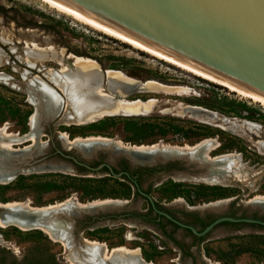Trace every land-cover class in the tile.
I'll list each match as a JSON object with an SVG mask.
<instances>
[{
  "label": "rangeland",
  "instance_id": "rangeland-1",
  "mask_svg": "<svg viewBox=\"0 0 264 264\" xmlns=\"http://www.w3.org/2000/svg\"><path fill=\"white\" fill-rule=\"evenodd\" d=\"M76 58L94 61L104 79L109 70L132 79L130 86L123 87L125 95L120 98L141 102L153 100L148 111L130 115L97 114L93 121L78 124L74 121L75 111L59 85L61 79L54 77V73L61 71L74 73L78 67L74 63ZM0 73V128L17 137L34 132V146L16 155L22 161L30 154L42 153L50 141L73 151L74 155L80 152L85 158L92 157L97 149L125 153L130 157L108 146H98L100 148L96 147L93 155L86 156L81 148L68 145L61 133H66L70 139L102 136L129 146L191 147L207 140L201 146L197 161H205L203 152L217 145L209 155L238 157L240 178L223 179L213 184L195 177L188 179L196 181L180 183L168 180L172 185L195 188L196 196L190 204H200L199 209L204 211V204L221 201L208 206L209 209L206 207L221 212L228 203L225 198L238 192L239 203L255 194H264V105L106 35L40 0H0ZM51 73L54 76L50 77ZM3 74L5 78L1 77ZM148 81L181 89L167 91L141 86ZM43 83L62 98L60 110L52 117L46 114L40 92ZM101 89L108 91L105 82L101 83ZM31 142L27 140L11 146L20 149ZM67 169L20 170L11 181L0 182V203L26 202L33 207H43L64 201H121L115 208H101L106 211L120 207L122 200L129 199L117 179L104 176L102 172L72 169L70 165ZM244 188L247 190L240 192ZM154 197L171 200L183 196L157 194ZM248 205L264 211V202L254 201ZM96 211L81 212L77 216L65 212L67 216L77 217L73 224L71 217H56V221L64 223L55 229L59 234L56 239L39 228L22 230L10 224L0 226V264H90L89 260L86 262L90 241L103 244L98 247L99 256L104 250L122 247L137 250L149 264H264L263 228L220 224L203 242L176 244L144 223H98L94 218L101 212ZM232 211L239 213L242 209L234 206ZM243 212L249 214L251 210ZM0 219L4 220L1 216Z\"/></svg>",
  "mask_w": 264,
  "mask_h": 264
},
{
  "label": "bare ground",
  "instance_id": "bare-ground-1",
  "mask_svg": "<svg viewBox=\"0 0 264 264\" xmlns=\"http://www.w3.org/2000/svg\"><path fill=\"white\" fill-rule=\"evenodd\" d=\"M40 1L46 3L51 8H54L57 11H60L61 13H64L72 17L73 19L80 21L83 24H86L106 35L114 37L124 43H127L133 46L134 48H137L154 57H157L158 59L164 60L170 64L180 67L198 77H201L208 81L220 84L228 88L230 91H234L239 95L248 97L252 99V101H255V102H258L264 105L263 95H260L254 91H250L248 89L235 85L185 60L172 56L168 53H165L155 48L152 45H149L143 41L135 39L131 37L130 35L124 33L123 31H120L96 19L95 17L91 16L90 14L84 11L76 10L75 8L63 3L60 0H40ZM34 48L37 49L36 47ZM74 63L78 65L74 73L68 74V72L65 71L67 70L66 69L67 66H66L64 70L65 72L61 71L60 74L54 73V75H56L57 77L54 76L53 73H51L50 77H52L53 75L56 78V80L57 78L61 79L60 81L62 82L58 81L59 85L61 86L62 92L65 93L66 97L70 101L71 106L73 107L75 111L76 120L74 121H77L78 124H84V123H87L88 121L90 122L93 121L97 114H99L100 116H109V115H115V114L130 115V114H137L141 112L144 113L148 111L149 105H151L150 103L153 100L151 101L148 100L150 102H147V101L141 102L139 100L138 101L137 100L136 101H125L120 98V96L125 95L123 87L130 86L133 83L132 79L125 77L121 75L120 73L113 72L111 70H109L106 73L105 79H104L103 77L104 74L102 75L97 64L94 61H91L89 59L76 58V61ZM3 76L4 74L1 77ZM54 77L51 80H53ZM3 78H5V76ZM34 82H37V80H34ZM102 82L103 83L105 82L107 90H108L107 92L101 91ZM141 86L149 87L152 89H163L167 91H173V90L178 91L181 89V88H177L174 86L164 85V84L154 82V81H148ZM40 90L44 98L43 100L44 105L47 108L46 114L52 117L60 110L62 98L57 96L54 90H52L50 86L45 85L44 83L40 84ZM34 94L36 93L34 92ZM68 118L70 117L68 116ZM61 136L65 140V142L68 143V145L81 148L82 153L86 156L93 155L94 150H96L97 149L96 147L98 146H108V147H113L118 152H126L130 154V157L135 161H142V162L149 161L151 163L154 162L159 157H161L162 159H165V158L173 157L176 155L183 156V158L185 157L186 162H190V161L192 162L193 160H198V153L201 149V146L207 142V140H204V141H201L200 143H197L195 146L190 147L186 145L182 148H180L179 146H164V145H152V146L132 145V146H129V145H125L120 140L115 141L113 139H109L107 137H102V136H89V137L76 136L73 139H70L66 133H61ZM22 140L24 141L31 140L32 144L26 145L20 149L12 148L11 145L20 143ZM34 143H35L34 132L22 135L21 137H17L11 133L6 132L4 128H0V147H1L0 149V182L10 181L12 178H14L17 172H19L22 169L39 170L38 172L43 171V170L53 171L55 169L56 170L67 169V165L69 166V164L64 165V164H59L56 162L54 163L51 161L47 163H42L36 166L28 167V168L20 165L19 162L22 160L18 159L19 157L17 158L16 155L20 154L23 151H27L31 149L34 146ZM183 148L186 151V155L182 154ZM39 150L41 149L39 148ZM29 152L32 153L31 150ZM30 153H28L27 156ZM207 156L208 155L206 154V152H203L202 157L204 159H207ZM90 157H86V158H90ZM110 160H113V157ZM239 160L240 159H238V157H233V155L231 154L223 155L216 159L213 158V162H209L208 164V168H209L208 172L205 173L206 172L205 171L204 174L195 176V178H199L203 181H207L212 184L221 182L223 181V179H226L227 176L229 175V172H232L236 177L238 176L240 178V175L237 174L238 167L239 166L241 167V163L239 162ZM184 177H187V175H185ZM254 201L264 202V196L257 195L250 202H254ZM219 202H216V203H219ZM120 203H121L120 200H113V199L93 200V201H88L85 203H79V202L68 203L64 201V202L55 203V204L48 205V206H43V207H33L26 202L0 203V207L2 206V207L9 208V209H17L19 211V218L21 219L19 221H14V220L11 221L7 217V215L5 216L1 215V217H3L4 220L0 219V226H5V225L10 224V225L17 226L18 228L22 230L39 228V229L44 230L46 233H48L51 238L56 239L57 237H59V234L55 232V229H57L59 226L61 227L62 225H64V223L55 220L57 219L56 217H59L58 215L55 217L53 216L51 221L45 220L44 215L42 214L44 211L49 210V209H57L59 212L63 211V213L67 212L71 216H77L81 212H89V211L92 212V211H96L97 209H100V210H97L99 212L101 211V208L103 207H106V208L114 207L115 208V206L120 205ZM216 203L214 202L208 203L206 205H203V207L205 206L208 207ZM30 210L35 212V218L32 220L33 221L32 224L26 223V219L28 217L25 218L27 216L25 212H28ZM89 244H90V247L89 246L88 247L90 249L87 252L88 257L87 256L86 257L88 259L86 262L90 261V264H149L143 261L142 257L140 256L137 250H129L126 248L118 247V248H113L108 252L104 250L102 255L99 256L98 247L103 244L98 243L96 241H90Z\"/></svg>",
  "mask_w": 264,
  "mask_h": 264
},
{
  "label": "water",
  "instance_id": "water-1",
  "mask_svg": "<svg viewBox=\"0 0 264 264\" xmlns=\"http://www.w3.org/2000/svg\"><path fill=\"white\" fill-rule=\"evenodd\" d=\"M60 1L165 53L264 96V0ZM25 141L22 140L19 144ZM58 152L62 157L92 171H97L104 165L91 167L70 154L60 150ZM81 156L83 160H89L82 154ZM49 161L66 163L75 169L70 161L50 156L49 145L45 146L42 153L20 161L19 164L28 168ZM105 165L110 168L108 164ZM106 211L111 214L118 210ZM58 212L57 209H49L42 214L45 220L50 221L57 215L71 217ZM25 213V218L28 217L26 223L32 224L35 212L30 210ZM1 215H7L11 221L21 220L17 209L1 206ZM76 218L71 217L72 224ZM223 221L264 226V221L260 219L231 216L217 217L201 231L177 223L188 227L195 235L203 236Z\"/></svg>",
  "mask_w": 264,
  "mask_h": 264
},
{
  "label": "flooded vegetation",
  "instance_id": "flooded-vegetation-1",
  "mask_svg": "<svg viewBox=\"0 0 264 264\" xmlns=\"http://www.w3.org/2000/svg\"><path fill=\"white\" fill-rule=\"evenodd\" d=\"M179 147L182 148L181 146ZM216 147L217 145L214 146L213 149L207 148L205 150L208 156L207 159L202 163H199V161L197 160H193L191 162L190 160L192 159L189 160L190 162H186L185 157L183 158V156L178 155L165 159L159 157L152 163L149 161L142 162L133 160L131 157H129V155L125 153H112L113 160H110V152L107 149H97L95 154L90 157L88 161H86L83 160L81 153L80 156L74 155L73 151H70L69 149H66L64 147L57 146L53 141H50L49 153L52 157L54 156L62 158L66 161H70L77 169H80V171H89L93 173L102 172L104 176L117 179L121 182L118 185L124 190L125 195H127L129 199L122 200L123 205L116 209L118 211H115L111 214L107 213V211L105 213H98L99 215L94 218V220H96L98 223L104 221H121L124 224L126 223V221L144 223L149 227L156 229L163 235H166L168 238L176 242V244H181V242H185L187 244H197L199 241L203 242L205 236L220 224H231L234 226L245 224L264 229V226L254 223L223 221L214 226V228H212L205 235L197 236L192 233V231L188 227H186L192 226L196 228V230L201 231L210 222L220 216L249 217L264 221V211L259 207L252 208L248 205V203L253 200L254 197H256L257 195L264 196V194H255L246 201H243V203H239L238 194L240 193L238 192L228 198H225L228 200V203L223 211L216 212L207 209L201 211L199 209L200 204H190L196 196L194 191L195 188L193 186L184 184L172 185L171 182L180 183L193 180L196 181L195 179L188 178H194L195 176L204 174L205 171V173H207L209 169V162H211L213 158L216 159L220 156L225 155L214 154L210 156L209 153H211V151ZM58 150L76 157L78 160L87 163L91 167H96L99 164L104 165L101 167V169L92 171L82 165L76 164L70 159L62 157ZM182 154L186 155V151L184 148L182 150ZM105 164H108L111 169ZM230 174L231 172H229V175L227 176L225 181H229V179L231 181L237 180L235 179L236 176L234 174L233 177H231L232 175ZM183 175H187V177H184ZM168 180H171V182H168ZM258 189L259 186L256 187L253 192L257 191ZM240 190V192H243L246 191L247 188ZM157 194L182 195L183 197L173 198L171 200L163 198L162 200H160L154 197L157 196ZM234 206L241 207L242 211H240L239 213H237L236 211H232V208ZM245 209L251 210V212L249 214H246L245 212H243V210ZM164 213L168 214L172 219L168 218ZM177 222L186 226L184 227L183 225H179ZM177 233L179 234V237L176 236ZM188 247L191 246L188 245ZM183 249L185 252H187V249Z\"/></svg>",
  "mask_w": 264,
  "mask_h": 264
}]
</instances>
